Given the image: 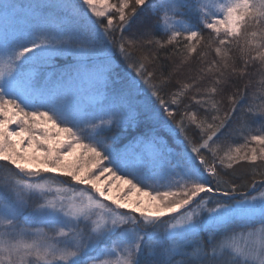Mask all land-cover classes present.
I'll list each match as a JSON object with an SVG mask.
<instances>
[{"label":"snow or ice","instance_id":"snow-or-ice-1","mask_svg":"<svg viewBox=\"0 0 264 264\" xmlns=\"http://www.w3.org/2000/svg\"><path fill=\"white\" fill-rule=\"evenodd\" d=\"M0 18V264H264V0Z\"/></svg>","mask_w":264,"mask_h":264},{"label":"trees","instance_id":"trees-1","mask_svg":"<svg viewBox=\"0 0 264 264\" xmlns=\"http://www.w3.org/2000/svg\"><path fill=\"white\" fill-rule=\"evenodd\" d=\"M208 35H209V33L207 32V30H205V31H204V36H205V38H207ZM209 58H211V56H210ZM173 60H174L175 62H178L179 57H174ZM57 63L62 65L63 61H62V60H58ZM195 66H196V61H195V59H194L193 62H192V64H191L189 67H193V68H194ZM150 67H151V66H150ZM39 71H40L41 75L38 76V80H42V77H43V70H39ZM188 75H189L188 71L185 70V71L180 75L179 78H180L181 80L185 81V82H188V81H187V77H188ZM256 79L258 80V79H259V76H257ZM130 140H131V137H128L127 139H125V140L123 141V143H122L120 146L123 147V145L129 143ZM229 171H233V170H229ZM235 174H236L237 176L244 175L245 178H248V174H249L248 166H247V165H245L244 167H239V166H237V167L235 168ZM3 175H4V173H3L2 171H0V178H2ZM257 178L259 179V177H257Z\"/></svg>","mask_w":264,"mask_h":264},{"label":"rangeland","instance_id":"rangeland-1","mask_svg":"<svg viewBox=\"0 0 264 264\" xmlns=\"http://www.w3.org/2000/svg\"><path fill=\"white\" fill-rule=\"evenodd\" d=\"M13 2L17 4H27L29 2H33V0H13ZM23 26H24L23 22L19 20H15V19L5 20L3 18H0V31H2L5 28L11 29L13 27H23ZM13 127L15 126L13 125ZM101 179H104V177H102ZM113 195H116L115 190H113Z\"/></svg>","mask_w":264,"mask_h":264}]
</instances>
